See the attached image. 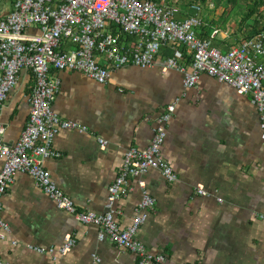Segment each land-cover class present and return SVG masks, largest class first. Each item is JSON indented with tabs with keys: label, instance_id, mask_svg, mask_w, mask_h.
<instances>
[{
	"label": "crops",
	"instance_id": "1",
	"mask_svg": "<svg viewBox=\"0 0 264 264\" xmlns=\"http://www.w3.org/2000/svg\"><path fill=\"white\" fill-rule=\"evenodd\" d=\"M12 1L0 0V18ZM216 28L214 44L222 48L246 36L230 40L227 30H204L210 35ZM27 32L39 33L35 27ZM168 53L153 66H122L105 83L82 72L53 70L61 80L54 110L86 130H60L53 142L60 155L46 158L44 165L78 210L104 212L126 150L147 147L156 118L176 102L162 152L177 180L169 181L158 169L132 177L133 190L115 204L116 220L123 228L133 222L142 181L156 205L136 238L151 252L164 253L173 264H264V219L259 216L264 213V140L258 108L251 96L207 73L197 86L186 87L182 72L162 69ZM33 82L32 72L23 70L2 109L6 142H16L26 125ZM100 138L108 141L104 147ZM2 166L0 159V171ZM199 185L207 194L197 193ZM2 216L11 228L0 239V258L10 264H137L134 252L109 237L100 240L97 224L59 208L28 173L15 174L3 197ZM67 234L76 244L62 254L58 249Z\"/></svg>",
	"mask_w": 264,
	"mask_h": 264
},
{
	"label": "built area",
	"instance_id": "2",
	"mask_svg": "<svg viewBox=\"0 0 264 264\" xmlns=\"http://www.w3.org/2000/svg\"><path fill=\"white\" fill-rule=\"evenodd\" d=\"M204 25L202 6L197 2L182 7L166 0L12 1L11 10L0 18V239L6 238L11 228L2 216L3 197L15 174L24 172L59 208L84 223L97 224L100 240L109 237L134 252L137 264H173L164 253L151 252L136 238L139 227L156 205V198L145 189V183L140 182L143 197L129 226L123 228L116 220L120 211L115 204L133 190L131 178L149 169L160 170L169 181L177 180V173L162 152L176 102L168 104L156 118L154 136L147 147L131 146L126 150L118 174L108 187L106 210L81 211L44 165L46 158L60 155L53 147L60 130H86V126L67 120L54 110L61 80L52 71H78L105 83L120 67L153 66L169 50L162 58V69L182 72L186 87L197 86L201 74L207 73L231 84L238 93L251 96L259 111L264 140V28L222 48L213 39L219 29L207 36ZM32 27L39 33H28ZM23 70L31 71L34 78L30 113L17 141L9 143L4 140L6 125L1 112ZM99 140L103 147L108 143L104 138ZM197 193L207 191L199 185ZM259 216L264 219V213ZM75 244V237L67 234L58 250L66 254ZM35 249L51 254L56 251L54 247ZM0 264L10 263L0 258Z\"/></svg>",
	"mask_w": 264,
	"mask_h": 264
},
{
	"label": "rangeland",
	"instance_id": "3",
	"mask_svg": "<svg viewBox=\"0 0 264 264\" xmlns=\"http://www.w3.org/2000/svg\"><path fill=\"white\" fill-rule=\"evenodd\" d=\"M172 3H177L179 6H185L190 0H166ZM202 6V16L205 25H208L210 20H215V27L230 32V40H234V35L245 36L253 31V26L256 25V14L249 18V6L254 0H192ZM259 11L264 19V3L260 6Z\"/></svg>",
	"mask_w": 264,
	"mask_h": 264
},
{
	"label": "trees",
	"instance_id": "4",
	"mask_svg": "<svg viewBox=\"0 0 264 264\" xmlns=\"http://www.w3.org/2000/svg\"><path fill=\"white\" fill-rule=\"evenodd\" d=\"M156 1H163V0H156ZM202 1H206V0H202ZM230 1H235V0H230ZM191 3H193L192 0H190L188 4H191ZM263 3H264V0H254L253 3L247 4L249 6V13L247 14V17L249 18L253 14L257 15L255 19L256 25L253 26L254 28L252 29L253 30L252 32L254 33H257L264 28V19L261 21V19L263 18V15L259 11V8ZM215 22H216L215 20L211 19L208 25H204L205 29L207 30L209 27H214ZM206 35L209 36L208 34Z\"/></svg>",
	"mask_w": 264,
	"mask_h": 264
}]
</instances>
